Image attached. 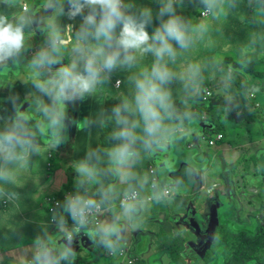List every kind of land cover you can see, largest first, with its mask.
Here are the masks:
<instances>
[{
	"label": "crops",
	"instance_id": "1",
	"mask_svg": "<svg viewBox=\"0 0 264 264\" xmlns=\"http://www.w3.org/2000/svg\"><path fill=\"white\" fill-rule=\"evenodd\" d=\"M176 1L178 2L174 3L175 12L177 15L182 16L184 23L190 24L186 27V31L194 42L188 44L191 49L183 50L180 48V51H176L175 59L167 56L164 58V62L173 73V78L164 87L170 93L173 104L175 98L178 97V94L175 93L176 88H179L182 83L189 79L190 84L185 88H180L184 95L180 94L179 97L184 99L188 92H193L194 98L192 100L194 103L192 102L191 109L195 112V115L191 114V116L198 120L197 107L201 103L195 98L200 91L201 83L208 77H200V75H197L198 73H193L190 68L188 74L183 73L182 78L180 74H175L173 68L178 63L183 64L182 59H178V54L182 51H187L188 57L192 58V63L194 60V47H205L214 43L215 40L220 42L223 38L225 42L222 45L231 46L228 43L229 40L223 37V34L215 32L222 29L227 23L217 15L218 8L225 5L228 10L235 9V11L229 12L232 14V19L237 21L238 8H233V4L237 0H219L212 8L211 15L207 17H203L202 12L199 14L193 10H186L185 5L177 6V3H185V0ZM143 2L144 0H123L125 5H131L128 12L137 16L140 10L145 8L146 3ZM157 3H151L155 7L152 8L153 22L147 26L149 35L154 32L160 23L157 19V13L161 5L160 2L159 5ZM25 4L28 5L26 11ZM45 5L46 0H13L9 5L0 2V14L8 16L10 21L15 22V19L20 15L30 20V23L24 28L25 42L21 52L16 57L0 64V132H4L13 125L18 112L24 113L30 117L28 127L34 133L35 146L39 148V151L29 150L22 160L5 163L3 158L0 157V167L7 168L12 176L8 181L0 180V264H32L36 252L48 244L51 245L55 256L59 254V250L64 245H60L58 239L66 238L58 227L60 217L63 216L67 221L68 229H73L71 217L63 211L65 198L69 194L80 193L78 174L74 166L78 161L86 158L89 153H95L93 161L97 162L100 172L97 176V178L99 177L97 182H100L102 173L108 169L107 166L110 167L106 155L107 151L120 143V141L114 140L109 146H102V130L106 125H111L115 130L120 127L115 123L114 118L110 119L109 117H112V110L115 105L121 104L118 99H123V101L132 99L135 93V85L129 77L138 75L144 69L150 71L156 60L151 52L144 54L136 52V60L131 66H118L110 73L109 78L97 87L93 94L74 103L68 102L65 121L67 127L62 134L64 139L59 145H54L51 130L41 131L37 127L38 122L43 121L46 123L43 114L37 110V101L42 100L47 104L50 103V100L34 87L33 76L36 70L31 67V61L42 49L50 50L49 43L41 42L38 38L39 36H41V39L44 37V41H46V35H50L54 25L62 35H65V38L71 37V43L62 50L61 62L55 64L51 71L54 72L62 65L71 63L74 59V53L71 51L72 43L75 42V34L82 23V17L77 16L75 19H70L66 15V4L65 14L54 12L53 9L46 8ZM198 6L195 1L191 7ZM167 18V16L164 17V19ZM197 18L201 20L193 26L192 24ZM172 43L175 47H179L175 41ZM260 58L264 59L262 55H260ZM198 59L199 56H196V60ZM182 66V70L186 71L188 65L183 64ZM262 73H264V70ZM192 74L196 75L193 76ZM49 75L50 72L47 68L39 69L41 80L47 79ZM242 75L246 77V73H242ZM173 79L180 80L175 83ZM119 81H121L120 85L118 84ZM210 81L214 83L215 77H212ZM252 82L249 90H244L245 101L242 103H240L239 93L234 95L227 86V90L212 91V95L206 101L212 99L209 102L218 111L222 104L232 103L238 104L237 106L240 107L241 104L246 102L248 108H252L250 106L252 104L262 109L264 102L258 101V94L260 92L264 94V86H262L264 76L259 75ZM241 83L243 86L246 85V80H241ZM186 88L188 90H184ZM248 92H250V98ZM252 93L253 96H251ZM230 98L236 102H232ZM185 100L189 101L188 99ZM110 101L112 102L111 108L108 107ZM209 102L207 105H209ZM260 109L254 108V110ZM235 112L238 119L247 116V118L245 117L246 121L252 125L249 130L244 128L242 132L235 133L231 139L236 140L235 142L224 141L226 139L225 133L223 131L217 132L223 134L224 137L219 141L222 143L218 146L219 150L217 151L220 155L213 156L202 155L203 152L197 148L200 147L199 138L207 139L209 137L207 131L208 129H214V126L211 129L213 124L206 123V126H203L204 124L200 122V127L198 126L200 129H197L190 121L180 122L179 119H183L181 116H173L171 119L166 117L164 123L171 129V132L167 134V139L162 140L163 146L153 145L151 149L145 147L139 149L138 146L134 145L138 155L129 162L133 167L123 169L124 172H130L132 175L122 179L113 172L114 179L110 185L111 193L104 210L100 214V223L107 222L111 224L116 222L119 226V232L112 236L115 243V252L121 248H129V254L120 258L116 255H108L113 250L107 248L99 236L91 238L89 232L95 230L97 226L88 225L82 227L79 233H73V241L85 239L84 245L74 252L75 258L70 257L60 260L59 264H127L123 260L128 257H137L135 253L139 249L143 254L137 257L138 260L134 264H139V262L140 264H175L171 262V256L167 250L158 251L157 239L163 233L173 234L178 239L181 247L188 250V262L192 264L196 259L191 258L190 251L192 250L188 249V244L195 242L196 239L184 225L185 233L187 232L189 235L186 234L185 239H183V233L177 237L173 229L176 230L175 228L181 223V218L187 212V207L192 206L200 217H204L200 213H208L212 200L219 201L222 207L221 199L224 198L227 204L228 199L224 196V190L226 185L228 187L229 184L231 196L237 200L235 205L230 200L229 205L238 209L237 217L241 223L253 227L258 225L264 229L262 227V225L264 226V187L261 186L264 181L259 182L258 180L256 185H249L247 183L248 177H256L258 173L248 172L246 163L254 164V159L256 161L264 158V148L260 145L261 141H264V131L257 136L255 131L256 128L261 127L260 120H250L247 111L243 112L239 109ZM101 119L105 121L103 125L100 123ZM133 119V116H131L130 120ZM85 120L89 123L84 124ZM82 124L84 126L80 127ZM180 124L186 129V131L181 130V135L176 139L177 144L182 140H186L185 146L181 148L173 146L176 143L173 135L174 133H180ZM137 129L139 132L141 129L143 131L141 126ZM193 153L195 154L193 155ZM204 159L206 160L205 163ZM157 163H163V165L157 166ZM198 164L203 166L198 167ZM255 166H257V163H255ZM159 167L165 171H161ZM150 168L154 169L153 175L158 176L159 190L151 187L153 175L150 173ZM261 177L264 179V173ZM91 183L93 182L86 184L90 186ZM164 183L167 184L163 187ZM66 185H69V188ZM94 186L92 184V187L86 193L88 196L96 197L98 195L93 190ZM162 188L171 189L169 197L160 198ZM253 188H256V190ZM133 190L139 191L141 197L139 202L135 203V211L130 216L128 215V219H125V221L129 220L131 222L134 219L137 221L141 219L140 224H142L144 220L148 219L147 222H152L154 225V228H148V230L145 227H140L139 232L144 231L148 235L144 237L140 233V237H137V239L123 220L124 211L119 205L120 198L125 193ZM176 190L178 191L176 192ZM211 192L214 194H212V197H210ZM157 196H159V199H157ZM47 197H58L63 201L62 208L55 214L47 211L45 204V198ZM185 201H188V204ZM230 211L231 209L226 212ZM259 216L261 217L260 220ZM53 218L56 220L54 223L51 222ZM153 247L155 249L151 251ZM181 256L185 258L183 253ZM178 264H181V262ZM203 264H205L204 261Z\"/></svg>",
	"mask_w": 264,
	"mask_h": 264
},
{
	"label": "clouds",
	"instance_id": "2",
	"mask_svg": "<svg viewBox=\"0 0 264 264\" xmlns=\"http://www.w3.org/2000/svg\"><path fill=\"white\" fill-rule=\"evenodd\" d=\"M9 5L13 0H0ZM157 13L159 26L149 35L147 26L153 21L151 8H142L139 15L128 12L131 5H125L123 0H46V8L54 12L65 14L70 19L82 17V23L75 34V42L71 51L74 59L71 63L62 65L54 72L52 67L61 62L63 49L71 43V37L65 38L54 25L50 32L49 49L39 51L31 61V67L36 70L33 76L34 87L43 96H47L50 103L37 101V110L43 114V121L37 123L41 131L51 130L54 145H59L66 129L68 102L82 100L93 94L97 86L104 83L110 73L118 66H131L136 60L135 53L151 52L155 57L151 70L144 69L138 75L129 77L134 82L135 93L131 100L125 99L112 110V117L120 127L111 133V138L120 141L106 153L109 171L126 179L132 174L123 169L138 153L134 148L137 140H142L146 149L153 145L163 146L162 140L167 139L171 129L164 123L165 118L171 119L174 106L171 95L164 85L173 78L164 58L175 59L176 50L172 42L180 48H187L189 37L183 19L176 14L174 0H159ZM207 8H213L219 0H202ZM213 10V9H212ZM26 11V9H25ZM167 16V19L164 17ZM30 20L20 15L15 22L8 16L0 14V64L16 57L24 47V28ZM47 68L50 75L47 79L39 78V69ZM139 116V120H130L131 116ZM30 117L19 113L13 125L0 132V157L5 163L22 160L31 149L39 151L34 144V133L28 127ZM143 123V137L137 136L135 129ZM104 120L100 123L103 125ZM89 123L85 120L84 124ZM84 125H80L83 127ZM95 153L75 164L78 174V187L86 183L96 182L100 174L97 162L93 161ZM12 178L7 168L0 167V180L8 181ZM111 187L103 191L101 200L85 194L77 193L68 196L64 201V213L73 221L74 228L68 229L67 221L60 217L59 230L67 238L68 244L61 247L59 254L53 256L47 248H40L33 257L32 264H59L60 260L75 258L71 248L73 233H79L81 228L90 222L89 217L95 215L101 206L107 203ZM159 199V196H157ZM135 194L122 202L125 215H131L136 208ZM119 232L116 222L97 225L89 232L94 238L99 236L107 248L115 251L112 236Z\"/></svg>",
	"mask_w": 264,
	"mask_h": 264
},
{
	"label": "rangeland",
	"instance_id": "3",
	"mask_svg": "<svg viewBox=\"0 0 264 264\" xmlns=\"http://www.w3.org/2000/svg\"><path fill=\"white\" fill-rule=\"evenodd\" d=\"M155 1H158L157 5H159V0H144L143 3H146L145 7L150 5L147 8H151L152 9L153 7H155V5H152L151 3L155 2ZM181 5H185V3H181ZM200 8L202 10H204L205 6L200 7ZM254 8H256V7L254 6ZM259 9L260 8H257V10L255 9V10H251V11H248V12H245V13L244 12L238 13L237 14V18H238L239 21L237 22L234 19H232V17H231L232 14L230 13V12L235 11V9L228 10L225 5L220 6L218 8V15L217 16H219L223 21H227V23H226L225 26H223L222 29L217 30L215 32H217L218 34H223V37H225L229 41L230 40H234V39L230 38V34L232 33V29H233L235 34L241 35V31L236 28L237 25L239 24V22H241L242 27L245 26L244 32L246 33V38L244 40H242V42H241L242 46L237 47L235 45L237 43V41H235L234 44L230 42L231 46H229V47L220 45L223 42H225V40L223 38V39H221V41L219 43L214 42L212 44H208V46H205L204 48L203 47H194V49H193L194 50L193 51L194 52L193 53L194 54V60H193L192 63H191L192 58L188 57L187 51H182V52H180L178 54L179 55L178 59L179 60L182 59V63L183 64H187L188 66H187V69L185 71V70H182V67H183L182 65L183 64L178 63L176 65V67L173 68L175 70V74L176 73L180 74L181 77L183 78V73L186 72L188 74V71L191 68V71L193 73L194 72L198 73L197 75H200V77H208L209 79H211L212 77H215V82L214 83L211 82V86H210L212 91L220 90V89L221 90H227V88H226V86H227L229 88V90H232L234 95L238 94L239 91H240L239 90L240 81L241 80H246L247 83L249 82V80L245 76H243L242 73H246L245 70L248 69V67H250L249 70L254 68V65H251L250 60H249L247 55H254L253 52H255L258 49L256 47L257 46L256 41H258L257 34L258 35H262V37L264 38V13L262 12L263 11L262 9H260L262 11H259ZM200 20L201 19L197 18L192 25L195 26L196 24H198L200 22ZM229 21H231V22L228 24ZM48 36H50V35L49 34L46 35V41H44V37H42V39H41V36H39L38 39L41 42L49 43V38L50 37H48ZM246 44H247V46L245 47ZM172 45H173V48H174L175 45L173 43H172ZM174 49L176 51H180V47H175ZM188 49H191V48H189V47L183 48V50H188ZM201 52H202V55L200 54ZM258 53L261 54L264 57V52L258 51ZM196 56H199L198 60H196ZM231 57L233 58V62H230ZM236 61H238V63H240L242 65L244 70H242V67L234 68V65H236ZM257 69L260 70V72H263L264 63L260 61L258 63ZM192 75L195 76L196 74H192ZM173 80L176 83L180 79H173ZM189 84H190V80L187 79L186 82L182 83L179 86V88H176L175 93L178 94V97L175 98V101H174L173 105L178 101V99H180L181 102L178 101L179 104H177L178 106L176 107L177 111H179L182 108L183 111L188 112L189 115L191 116V114L195 115V112L192 111V109H191L192 108V102H193L192 99L194 98L193 97V92H188V94L184 96V99H181L179 97L180 94L184 95L183 91H181L180 88H185ZM184 90H188V89L186 88ZM259 90H261V89L259 88ZM249 95H250V92H248V97H249ZM251 96H253V93L251 94ZM185 99H188L189 101H187ZM230 99H231L232 102H236L232 98H230ZM127 100H129V99H127ZM121 101H123V99L122 100L118 99V102H121ZM258 101L261 102V103L264 102V94L261 93V92L258 94ZM181 103L183 105H181ZM237 105L238 104L235 105V104H232V103H230V104L227 103L225 105L222 104L219 107L220 111L218 112V114L215 112L216 114L214 115V120L215 119L217 120V118H220L222 123L224 124L223 125V129H221V131H223L225 133V135H226V139L224 140L226 142H235L236 140H231L233 138V136L235 135V133L242 132L244 130V128L246 130H249L250 126L252 125V124H250V122L246 121L247 116H245L246 118L245 117H241L239 119L235 116V113H236L235 111H237L239 109L241 111H243V112L247 111L249 117L251 118L250 120H252V121H256L257 119L260 120L261 127L260 128H256V131H255V134L257 136H259V134H261V132L264 131V105H262V109H260V107H258V106L252 105V104H250V106L252 108H248L247 107L248 106L247 102L245 104H241L240 107L237 106ZM238 107H239V109H238ZM229 108H233L235 111L233 109H229ZM254 108H256V109L258 108L260 110H254ZM211 115H213V111H211V113H210V119H211ZM238 115H240V114H238ZM190 116H188V120L190 121V123L193 126H195V128L200 129L199 127H200V122L201 121L196 120L194 116H191V117ZM133 118H134L133 120H139V116L138 115L133 116ZM179 121L182 122L184 120L183 119H179ZM216 122L217 123L215 125V130L218 131L221 128L220 120H218ZM109 126H111V125H109ZM139 126L143 127L142 121L140 122ZM219 126H220V128H219ZM179 130H180V133L179 132L178 133H174V135H173V138L175 139V141L179 137V135H181V132H182L181 130L186 131L185 127L183 125L181 126V124H180ZM213 131L214 130L208 129L209 137L207 139H204L203 137L199 138V142L198 143H200L199 144L200 147H197V148L203 152L202 155L203 154H207L209 156L220 155L217 151L219 150L218 146H220L222 143L221 142H217L216 143L217 146H210L209 143H208V140L209 139H213L215 137V135L217 134V132H215L216 133L215 134ZM135 132H136L137 136L143 137V135H144L142 129L139 132L138 129L136 128ZM107 144H108V146L110 145L109 142H107ZM135 145L138 146L139 149L144 147L142 140H137ZM260 145L264 148V141H261ZM173 146L176 147V143L173 144ZM195 153H193V155ZM246 154H247V152H246ZM205 162H206V160L204 159V163ZM254 162L257 163V166H255V163L251 164L249 162H246L247 163V167H248V172H250V173L257 172L258 173V176H256V177H254V176H249L248 177L249 180L248 181L246 180V181H247V183H249V185L250 184L251 185H253V184L256 185L258 180H259V182H261L262 180L264 181L263 177H261L263 175V173H264V158L262 160L258 159L256 161L254 159ZM197 166L198 167H202L203 165L202 164H198ZM107 167H108V169H106V170H109L110 167L109 166H107ZM127 167H131L132 168L133 166L131 164H128L127 166H125V168H127ZM210 168H212V167H210ZM159 169H161V171H165L161 167H159ZM104 175H105V171L102 173V177L100 178V181L103 179V177H105ZM107 176L109 177L110 175H107ZM218 179H219V177H218ZM97 180H99V177L96 178V182H97ZM96 182L91 183L90 184V188L92 187V184L95 185ZM261 186L264 187V184H261ZM66 187L69 188V185H66ZM253 189L256 190V188H253ZM177 191L178 190H176V192ZM212 194H213V192L210 193V197H212L214 195V194L213 195ZM221 201H222V207L219 209L220 223H221L220 225L221 226L219 225V227L217 228L216 234H218V232L221 231L223 229V227L226 225L227 218L225 217V212L234 208L233 206L229 205V202L227 204L225 203L226 199H221ZM263 203H264V198H263ZM262 208H263V206H262ZM121 209H122V211H124L123 208H121ZM199 218L201 219L200 216H199ZM125 219H128V215H125L123 213V220L125 221ZM260 219H261V217L259 216V220ZM147 221H148V219L146 221L144 220L143 223L140 224L141 219H139L138 221L136 219H134L131 222L129 220H126L125 223H126L127 227L132 231L133 235L136 236L135 239H137V237L138 238L140 237V233L144 237H146V235H148L147 232H144V231L143 232H139V228L140 227H145L147 230H148V228H152V227L154 228V225L152 224V222L148 223ZM201 222L203 223L202 219H201ZM174 223H177V222H174ZM230 224H231L232 228L235 227V229L237 231L251 230L253 228L252 225H247V224H243V223H241V224H239V223L238 224L230 223ZM262 227L264 228L263 225H262ZM175 229L176 230L173 229V232H175L177 234V237L181 233H183V239H185L187 237L186 236L187 232L185 233V229H184V227L181 224H179V226H177V228H175ZM150 231H151V229H150ZM225 231H226L225 238L223 237L222 240L225 241V239H226L228 245H229V243L233 242V240L238 239L240 237L244 236L245 239H246V236L244 235V233L239 235V237H235L234 234H237V233L234 230L225 229ZM255 236L257 237V233H256ZM240 241H242V240H240ZM154 249L155 248L153 247L151 251H154ZM213 250L217 251V248H213ZM217 253H220V252L217 251ZM190 254H191L190 256H191L192 259H194V260L196 259V261H194L192 264L199 263V260H197V258H199V257H197L198 254H196L194 251H190ZM225 256L226 257L228 256V259H230L231 252L229 251L227 253H221L218 256L221 261H219V259L217 257L218 264H223L222 261H224L223 258ZM253 256H254V254H253ZM146 259H149V258H146ZM257 260H263L264 261V253L263 252H260L258 254V259ZM146 261H148V260H146ZM200 264H203V263L201 262Z\"/></svg>",
	"mask_w": 264,
	"mask_h": 264
},
{
	"label": "trees",
	"instance_id": "4",
	"mask_svg": "<svg viewBox=\"0 0 264 264\" xmlns=\"http://www.w3.org/2000/svg\"><path fill=\"white\" fill-rule=\"evenodd\" d=\"M195 1H196V3H198L199 6L198 7H191L193 2H195ZM155 2L157 3L158 1H155ZM176 2H178V1L175 0L174 3L176 4ZM179 5H181V4L177 3V6H179ZM203 6H205V4L202 2V0H185V6L184 7L186 10H193L196 13L200 14L202 12V9L200 7H203ZM254 6L256 8H254ZM233 8H238V13H240V12L245 13V12L255 10V9L257 10V8H260L263 10V13H264V0H237L234 2ZM260 9H259V11H262ZM180 17L182 18V16H180ZM236 17H237V15H236ZM238 21L239 20H237V22ZM185 25L187 27L190 24L185 23ZM236 28L241 31V35L235 34L234 30L232 29V33L230 34V38H232L234 40H230V41H228V43L234 44L235 41H237V43L235 45L237 47H240V46H242L241 45L242 40H244L246 38V33L244 32L245 26L242 27L241 22H239V24L237 25ZM257 36H258V41H256V44H257L256 47L258 49L255 52H253L254 55H247L246 54L250 60L251 65H254V68L249 70L250 67H248V69L245 70L246 71V77L249 80L248 83L246 81V85L243 86L241 81H240V86H239V90H240L239 91V96H240L239 98L241 99L240 103L245 101V91L244 90H249L250 83L254 80V78L259 76V75L264 76V73L260 72V70L257 69L258 63L260 61L264 63V59L260 58L261 54L258 53V51L264 52V38L262 37V35L257 34ZM188 37H189V41H190L189 43H193L194 40L191 39V36L188 35ZM214 42L219 43L217 40H215ZM220 45H222V44H220ZM229 46H227V47H229ZM246 46H247V44L245 45V47ZM190 47H192V46H190ZM200 54L202 55V52ZM230 62H233L232 57H231ZM236 67H242V65L240 63H238V61H236V65H234V68H236ZM242 70H244L243 67H242ZM210 85H211V81L209 78H205V81L202 82L200 85V88H199L200 91L198 92V94L195 98V100H198L201 103V105L197 107V117H198V120L204 124L203 126H206V123L213 124V126H214L213 130L215 132H220L221 129H223L224 124L222 123L220 118H217V120L216 119L214 120V115L216 113L218 114V112L220 111V108L218 111L215 106L210 104L209 101L212 99H209L208 101L203 102V98L205 97L206 90H207V88H210ZM262 86H264V84ZM114 101H116V100H114ZM110 102L108 104L109 108H111V106H112V102L111 103ZM122 102L123 101H121V103ZM208 102H209V105H207ZM177 104H179V103L177 102L173 105L174 106L173 116L177 117V115H178V117L179 116L184 117L185 119L183 118V120L184 121L186 120L188 122L189 121L188 116H190L189 113L183 111L182 108L179 111H177V109H176V107L178 106ZM181 105H183V104L181 103ZM211 111H213V115H211V119H210ZM177 119H179V118H177ZM218 120H220L221 128L219 126L220 130L217 131V130H215V125L217 123L216 121H218ZM113 131H115V129H112V126H109V125L104 126V128L102 130V139H101V145L102 146L108 145L107 142L111 143L112 141H114V139L111 138V133ZM205 137H206V135H205ZM177 143H178V141H176V146L181 148V147L185 146L186 140L180 141L179 144H177ZM107 175H110V176L108 177ZM104 176L105 177H103V179L99 183L95 184L94 189H93L94 192L96 193V195L99 194L100 197L103 195V191L110 187V185L114 179L113 172L109 171V170L105 171ZM166 184L167 183H164L163 187L166 186ZM89 189H90V186L88 184H85V185L79 187L80 194L87 193L89 191ZM93 198H95V197H93ZM103 206L105 207L106 203L103 204ZM237 215H238V209L236 207L231 209V211L228 213L225 212V217L227 218L226 223L227 222L232 223V224L233 223H235V224L241 223V221H240V219H238ZM225 229L234 230L237 233V234H234L235 237H239V235L244 233V235L246 236V239L243 236V237H240L238 239L233 240V242L229 243V245H228L226 239H225V241L222 240L223 237L225 238V233H226ZM256 233H257V237L255 236ZM240 240H242V241H240ZM157 243L159 245L158 251L167 250V252L171 256V262L172 263L178 264L179 262H181V264H190L187 260L188 259L187 258L188 257V254H187L188 250H185L181 247V245L178 242V239L173 234L163 233L157 239ZM213 248H217V251H219L220 253H217V251L213 250ZM229 251L231 252V257H230V259H228V256L227 257L225 256L223 258L224 261H222L223 264H249L250 262H251L250 264H264L263 260H257L258 254L260 252L264 253V229H262L261 227H259L257 225L256 227H253L251 230L237 231L235 229V227L232 228L231 224H229V227H227V225H225L223 227V229L218 232L217 240L212 245L211 249L209 251H207V253L205 254V257L203 259H200V261L204 260L205 264H218L217 257L221 253H227ZM136 252L137 253H135V255L137 257H140V255L143 254L141 249L137 250ZM185 252H186V254H185ZM182 253L184 254L185 258L183 256H181ZM253 254H254V256H253ZM218 259H219V257H218ZM219 261H221V260L219 259ZM139 264H140V262H139Z\"/></svg>",
	"mask_w": 264,
	"mask_h": 264
},
{
	"label": "water",
	"instance_id": "5",
	"mask_svg": "<svg viewBox=\"0 0 264 264\" xmlns=\"http://www.w3.org/2000/svg\"><path fill=\"white\" fill-rule=\"evenodd\" d=\"M25 108V107H24ZM213 129V126H211ZM163 163H157V166H162ZM186 204H188V201ZM221 208V203L217 200H212L210 202V207L208 209V213L204 214L201 212L200 214L204 217L199 218L198 212L191 207H187V212L185 213L184 217L181 218V225L188 229L191 232V235L196 239L195 242L188 244V249H191L196 254L197 257L203 259L205 257L206 252L211 249L212 245L215 243L217 238V228L219 227L220 223V214L219 209ZM59 244L67 245L68 241L66 238L58 239ZM85 240V239H84ZM84 240H77L71 242V248L73 252L79 250L82 245H84ZM43 248H47L53 256H55V252L52 251V247L50 244L45 245ZM193 248V249H192Z\"/></svg>",
	"mask_w": 264,
	"mask_h": 264
},
{
	"label": "built area",
	"instance_id": "6",
	"mask_svg": "<svg viewBox=\"0 0 264 264\" xmlns=\"http://www.w3.org/2000/svg\"><path fill=\"white\" fill-rule=\"evenodd\" d=\"M25 9L27 10L28 9V5L25 4ZM212 13V8H207L205 7V9L202 11V15L204 17H207V16H210ZM119 85L121 84V81H119L118 83ZM212 90L210 88H207L206 90V94H205V97L203 98V102L206 101L211 95H212ZM223 134L221 133H217L215 135V137L213 139H209L208 140V143L210 146H215L217 142L221 141L223 139ZM205 139V138H204ZM150 173L153 175L154 174V169L153 168H150ZM153 189L155 190H159V186H158V176L157 175H153V184L151 186ZM161 192H162V196H160V198L162 197H169L170 194H171V189H161ZM135 194V203L139 202L140 200V193L139 191L137 190H133V191H130L128 193H125L121 198H120V201H119V205L121 206L122 205V202L125 201V200H128L130 197H132V195ZM72 194H69L66 196V198L68 196H71ZM74 195V194H73ZM65 198V199H66ZM95 199L99 202L101 200V197L100 195L98 194ZM149 200H151V198H149ZM45 204H46V207H47V211L51 214H55L58 210H60L62 208V205H63V201L61 198H58V197H47L45 198ZM122 207V206H121ZM104 210V206L102 205L101 206V209L99 210V212H97L95 215L93 216H90L89 217V226H97L100 224V214L102 213V211ZM56 220L53 218L51 219V222H55ZM87 225V226H88ZM73 228H74V224H73ZM130 252V249L129 248H121L120 250H117L116 252L115 251H110L108 253V255L110 256H119L120 257H126ZM138 260L137 257L135 258H127L126 260H123L124 262H126L127 264H134L136 263Z\"/></svg>",
	"mask_w": 264,
	"mask_h": 264
},
{
	"label": "flooded vegetation",
	"instance_id": "7",
	"mask_svg": "<svg viewBox=\"0 0 264 264\" xmlns=\"http://www.w3.org/2000/svg\"><path fill=\"white\" fill-rule=\"evenodd\" d=\"M229 186H230V184H229ZM229 186L227 187V185H226L225 190H224V193H225L224 196H226L227 199H228V200H227V203L230 202V200H231V202H233V204L235 205V204H237V202H235V201H237V200H236L233 196H231L232 193H231V188H229ZM231 197H232V198H231ZM223 199H224V198H223ZM238 201H239V200H238ZM233 204H232V205H233ZM229 224H230V223H228V222L226 223L227 227H229ZM197 259L199 260V264H200L201 262L203 263V261H204V260H201V261H200V258H197Z\"/></svg>",
	"mask_w": 264,
	"mask_h": 264
}]
</instances>
